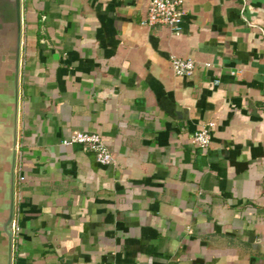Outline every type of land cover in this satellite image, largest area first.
Returning a JSON list of instances; mask_svg holds the SVG:
<instances>
[{"label": "crops", "instance_id": "crops-1", "mask_svg": "<svg viewBox=\"0 0 264 264\" xmlns=\"http://www.w3.org/2000/svg\"><path fill=\"white\" fill-rule=\"evenodd\" d=\"M151 1L22 0L11 264H264V0H184L179 35ZM11 139L0 113V264Z\"/></svg>", "mask_w": 264, "mask_h": 264}, {"label": "water", "instance_id": "water-1", "mask_svg": "<svg viewBox=\"0 0 264 264\" xmlns=\"http://www.w3.org/2000/svg\"><path fill=\"white\" fill-rule=\"evenodd\" d=\"M8 16L0 36V113L12 129L11 156L6 172L7 212L2 224L8 241V264H11L12 222L14 210V167L16 150V113L19 89L20 52L22 42V0H0Z\"/></svg>", "mask_w": 264, "mask_h": 264}, {"label": "built area", "instance_id": "built-area-1", "mask_svg": "<svg viewBox=\"0 0 264 264\" xmlns=\"http://www.w3.org/2000/svg\"><path fill=\"white\" fill-rule=\"evenodd\" d=\"M184 0H152L146 17L141 22L142 26H162L171 30L174 35L181 32L183 20ZM170 65L175 76L188 78L197 70V65L191 60H170ZM211 125L204 126L192 136V144L201 151L207 150L211 140ZM63 146L80 145L85 151L92 153L96 162L101 166L113 164L112 156L101 137L97 134L86 132H74L68 139L61 142Z\"/></svg>", "mask_w": 264, "mask_h": 264}, {"label": "flooded vegetation", "instance_id": "flooded-vegetation-1", "mask_svg": "<svg viewBox=\"0 0 264 264\" xmlns=\"http://www.w3.org/2000/svg\"><path fill=\"white\" fill-rule=\"evenodd\" d=\"M8 16L6 13V9L4 7V5L0 6V36L2 34V30L4 28V26H6V24H9L8 21Z\"/></svg>", "mask_w": 264, "mask_h": 264}, {"label": "rangeland", "instance_id": "rangeland-1", "mask_svg": "<svg viewBox=\"0 0 264 264\" xmlns=\"http://www.w3.org/2000/svg\"><path fill=\"white\" fill-rule=\"evenodd\" d=\"M22 11H23V9H22ZM23 21V20H22ZM23 24V23H22ZM23 29H25V28H23V25H22V32H23Z\"/></svg>", "mask_w": 264, "mask_h": 264}]
</instances>
